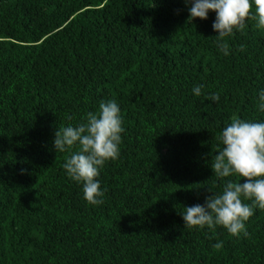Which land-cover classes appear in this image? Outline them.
<instances>
[{"label": "trees", "instance_id": "1", "mask_svg": "<svg viewBox=\"0 0 264 264\" xmlns=\"http://www.w3.org/2000/svg\"><path fill=\"white\" fill-rule=\"evenodd\" d=\"M188 7L0 0V264H264V210L239 239L181 216L239 179L211 165L232 116L264 121V28L248 20L226 38L225 56L216 13L191 21ZM215 92L218 102L206 99ZM111 99L125 130L119 158L97 177L104 202L93 206L68 178L70 153L53 148L54 133Z\"/></svg>", "mask_w": 264, "mask_h": 264}, {"label": "clouds", "instance_id": "2", "mask_svg": "<svg viewBox=\"0 0 264 264\" xmlns=\"http://www.w3.org/2000/svg\"><path fill=\"white\" fill-rule=\"evenodd\" d=\"M191 21L205 20L215 12L212 29L215 43L223 55L230 54L226 38L235 31L243 32L246 22L255 20L264 28V0H184ZM255 9V11H253ZM239 51H245L240 45ZM204 85L193 87V94L200 96ZM206 99L220 100V93H211ZM258 110L264 112V90L259 93ZM68 120L72 117L68 116ZM120 107L115 99L100 101L96 111H90L84 122L76 126H61L54 133L53 148L66 156L63 168L68 178L82 185L85 201L93 206L103 204L106 190H101L97 177L108 161L120 156L121 134L124 132ZM222 147L213 157L211 169L218 178L237 176L238 180H226L219 194L208 191L203 204L183 207L184 226L207 227L211 232L224 228L233 237L247 238L246 222L255 210H264V121H246L232 116L230 123L219 135ZM78 146V151L72 152ZM23 172V170H22ZM243 179L245 182L241 183ZM223 241L213 245L216 251L223 248Z\"/></svg>", "mask_w": 264, "mask_h": 264}]
</instances>
